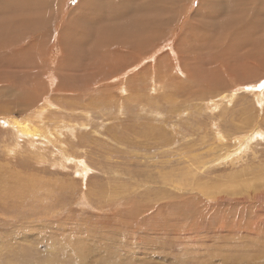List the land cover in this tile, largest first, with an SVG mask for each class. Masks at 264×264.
<instances>
[{"label":"rangeland","instance_id":"obj_1","mask_svg":"<svg viewBox=\"0 0 264 264\" xmlns=\"http://www.w3.org/2000/svg\"><path fill=\"white\" fill-rule=\"evenodd\" d=\"M79 2L66 0L64 14ZM199 6L191 1V23ZM179 36L155 45L168 67L163 77L151 76L159 67L146 60L138 71L151 75L112 97L72 101L52 92L61 81L54 73L44 76L42 101L26 110L14 92L0 91V119L39 131L35 113L50 99L43 119L61 133L48 147L41 139L33 146L0 122V264H252L250 253L221 243L231 235L227 246L239 245L233 235L244 233L243 218L249 226L250 206L216 196L249 197L254 171H264V134L247 141L264 132V101L243 90L264 78V61L246 72L226 58L209 64L204 48L188 59ZM44 50L52 60L66 53L59 35Z\"/></svg>","mask_w":264,"mask_h":264},{"label":"bare ground","instance_id":"obj_2","mask_svg":"<svg viewBox=\"0 0 264 264\" xmlns=\"http://www.w3.org/2000/svg\"><path fill=\"white\" fill-rule=\"evenodd\" d=\"M65 1L0 0V71H4L3 63L12 68L11 75H3L0 72V91L14 92L16 108L26 110L38 99L42 101L40 91L45 74L48 76L54 73L53 79L61 78L52 92L68 95L71 97L69 99L75 102L91 94L112 97L111 91L122 86L128 90L132 80L139 82L141 78L151 75L146 73L147 70L138 71L140 64L146 60L152 61V64L155 62L159 67L158 74L152 65L151 76L155 74L163 77L164 71L167 70V66L163 64L166 61L165 58H157L155 45L161 47L159 43L163 40H173L177 32H181L178 42L182 43L181 49L187 55L185 58H192L193 54L204 51L201 50L204 48V59L210 61L209 64H213L214 59L226 58L235 69L246 72L250 70L251 65L256 66L264 61V0H199L200 11L196 14L199 19L194 20L195 23H191L187 17L192 0H80L76 10L72 11L73 15L64 14V6L62 9L61 5L65 4ZM58 35L61 48L66 47V53L62 56L61 53L55 52L52 60V57L48 58L50 51L46 55L44 49H48L52 38ZM148 53L152 55L147 57ZM48 59L54 64L51 68ZM246 64H250V67ZM168 70L170 71V67ZM182 72L184 73V70ZM110 80L112 83H108ZM262 84L264 78L257 84L243 87L245 91L257 93L261 106L264 101ZM45 103L44 106L47 107L39 108L35 113L39 131L31 132L30 128L34 127V124L26 121L13 123L6 117L0 119V122L16 130L19 138L26 137L31 145L34 146L35 141L41 139L43 145L48 147V144L55 141L53 134L61 133L59 126L56 125L58 128L52 131L54 127L43 119L47 110H50L49 107H54L50 99ZM70 105L72 106L71 103ZM258 130L251 136L252 139L248 136L247 141L264 134ZM260 137L264 141V137ZM62 151L59 150V153L64 159L74 162L83 170L87 169L81 159ZM231 152L230 155L233 154ZM262 170L253 173L255 176L250 180L252 190L249 197L216 196V201L228 200L233 201L234 206H250V209L245 211L252 214L249 226L243 222V218L240 229L244 233L236 229L240 237L233 235L239 245L234 244L233 249L232 245L231 248L227 246V242L232 240L231 235L221 243L227 251L234 250L245 255L250 253L252 264H264ZM235 194L237 193L231 195ZM223 255L228 258V253L224 252Z\"/></svg>","mask_w":264,"mask_h":264},{"label":"snow or ice","instance_id":"obj_3","mask_svg":"<svg viewBox=\"0 0 264 264\" xmlns=\"http://www.w3.org/2000/svg\"><path fill=\"white\" fill-rule=\"evenodd\" d=\"M261 87H264V84H262Z\"/></svg>","mask_w":264,"mask_h":264}]
</instances>
